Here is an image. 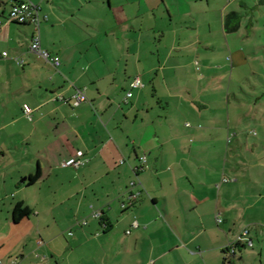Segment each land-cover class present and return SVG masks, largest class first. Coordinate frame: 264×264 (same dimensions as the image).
I'll use <instances>...</instances> for the list:
<instances>
[{
    "label": "crops",
    "instance_id": "1",
    "mask_svg": "<svg viewBox=\"0 0 264 264\" xmlns=\"http://www.w3.org/2000/svg\"><path fill=\"white\" fill-rule=\"evenodd\" d=\"M31 1L61 63L0 0V264H264V0Z\"/></svg>",
    "mask_w": 264,
    "mask_h": 264
},
{
    "label": "built area",
    "instance_id": "2",
    "mask_svg": "<svg viewBox=\"0 0 264 264\" xmlns=\"http://www.w3.org/2000/svg\"><path fill=\"white\" fill-rule=\"evenodd\" d=\"M8 18L19 24H30L35 28V35L33 37L32 43L30 45V50L32 52L38 53L42 56L46 61L52 63L54 66L58 67L61 63L59 56H53L50 52L45 50L42 47L41 36H40V26L43 20H47L48 16L42 15V7L31 0H11V6L9 10ZM2 21H0V25ZM4 56H7V52L3 53ZM21 63V60H18ZM142 86V82L139 78H135L131 82V90L127 93V98L133 96L132 90L135 88H139ZM86 97L83 91L78 90V92L73 96L74 105H79L81 102L85 101ZM32 109L29 106L24 107V113L26 116L30 118ZM142 162L145 164L147 162L146 156L141 157ZM87 162L85 158V153L79 150L76 155L65 162H63V166L65 167H75L80 168L84 166ZM227 181V179H225ZM141 193H133L130 197V201L137 199ZM93 217L100 218L102 216L101 211L95 210L92 213ZM221 222V219L218 218ZM81 226L87 224V220L83 219L79 222ZM137 225V222H135ZM72 234V233H71ZM237 244H245L247 246H253L252 240L249 238V230L245 229L237 239ZM235 250L232 249V252Z\"/></svg>",
    "mask_w": 264,
    "mask_h": 264
},
{
    "label": "trees",
    "instance_id": "3",
    "mask_svg": "<svg viewBox=\"0 0 264 264\" xmlns=\"http://www.w3.org/2000/svg\"><path fill=\"white\" fill-rule=\"evenodd\" d=\"M40 174L37 173L34 177H31V181L34 182L39 178ZM31 214V210L29 207L25 206L24 203H18L14 209V219L16 222H19L24 217H27ZM241 244H236V246H240Z\"/></svg>",
    "mask_w": 264,
    "mask_h": 264
},
{
    "label": "rangeland",
    "instance_id": "4",
    "mask_svg": "<svg viewBox=\"0 0 264 264\" xmlns=\"http://www.w3.org/2000/svg\"><path fill=\"white\" fill-rule=\"evenodd\" d=\"M119 93L122 94V95H125L126 94V90H124V88L121 86L119 87Z\"/></svg>",
    "mask_w": 264,
    "mask_h": 264
}]
</instances>
